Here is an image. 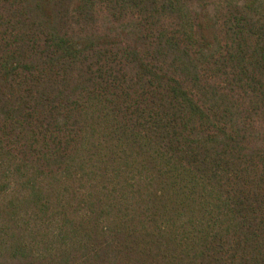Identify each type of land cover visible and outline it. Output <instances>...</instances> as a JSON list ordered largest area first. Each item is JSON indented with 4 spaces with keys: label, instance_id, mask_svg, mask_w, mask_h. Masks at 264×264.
I'll use <instances>...</instances> for the list:
<instances>
[{
    "label": "trees",
    "instance_id": "trees-1",
    "mask_svg": "<svg viewBox=\"0 0 264 264\" xmlns=\"http://www.w3.org/2000/svg\"><path fill=\"white\" fill-rule=\"evenodd\" d=\"M0 264H264V0H0Z\"/></svg>",
    "mask_w": 264,
    "mask_h": 264
}]
</instances>
